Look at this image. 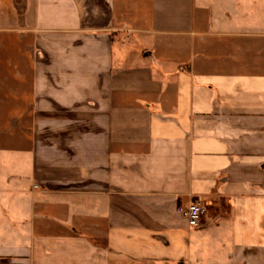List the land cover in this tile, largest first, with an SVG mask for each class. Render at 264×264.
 Listing matches in <instances>:
<instances>
[{
    "label": "crops",
    "instance_id": "crops-1",
    "mask_svg": "<svg viewBox=\"0 0 264 264\" xmlns=\"http://www.w3.org/2000/svg\"><path fill=\"white\" fill-rule=\"evenodd\" d=\"M0 264H264V0H0Z\"/></svg>",
    "mask_w": 264,
    "mask_h": 264
},
{
    "label": "built area",
    "instance_id": "built-area-1",
    "mask_svg": "<svg viewBox=\"0 0 264 264\" xmlns=\"http://www.w3.org/2000/svg\"><path fill=\"white\" fill-rule=\"evenodd\" d=\"M179 213L186 219L192 228H201L204 225L207 206L201 199L189 204L187 207H180Z\"/></svg>",
    "mask_w": 264,
    "mask_h": 264
}]
</instances>
